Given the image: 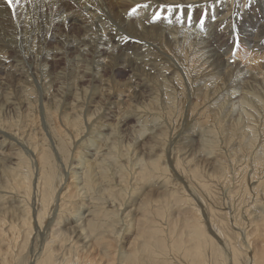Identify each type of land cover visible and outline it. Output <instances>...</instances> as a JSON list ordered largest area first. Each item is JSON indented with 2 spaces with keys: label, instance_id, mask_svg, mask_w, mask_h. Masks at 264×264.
<instances>
[{
  "label": "bare ground",
  "instance_id": "1",
  "mask_svg": "<svg viewBox=\"0 0 264 264\" xmlns=\"http://www.w3.org/2000/svg\"><path fill=\"white\" fill-rule=\"evenodd\" d=\"M78 1V6L85 10V19L88 25L97 27L96 34L93 36V42H97V45L91 46L85 43V39H83L84 43L83 41H64L68 48L82 47L92 51L98 57L99 50L107 52L111 50L113 43L108 44L107 41H118L123 38L130 40L132 42L130 49L118 50L114 45V49H116L114 58L124 63H134L143 68L140 77H131L130 80L137 81L134 85L138 87L151 89L150 104L153 106L163 105L176 109L175 97L173 94L169 95V90L165 89L163 85L168 87L178 80L183 86L176 88V92L184 93V99L179 105L183 107V111L185 110L188 117L193 116L192 119L188 118L191 127L186 129L183 126V129L179 130L180 133H176L177 125L175 124L174 128L170 127L171 115L174 110L165 119L161 118L162 120H160L156 116L154 119L150 118L152 119L151 126H147L149 119H145L144 122L139 120V124L142 126L138 127L140 138L137 145L135 144L136 150L134 147V152H131V155L129 151L128 154L123 155L117 151L119 141L117 126L110 123L115 111H123V106L116 105L113 101L110 104L114 108L100 109V107L97 109L94 107L93 118L86 119L85 117L83 121L79 116L75 117V112L79 107L86 105L84 97L73 93L70 87L66 90L70 102L64 101L65 97L59 101H49L60 110L69 111V113L65 116L61 115L59 120L62 128L55 126L57 137L50 139L52 148L49 147L51 151H54L56 163L51 168L44 170L43 149H40L37 128L42 110L45 111V115L49 116L44 118L50 119V115L46 104L40 105L37 96L39 94L41 102V93L48 94V83L43 82L46 79H41L40 81L36 80L33 86L24 84L21 86L23 90L20 94L17 93V89H13L11 92L5 89V76L7 75L8 78L16 76L17 67L22 66L23 56L26 55L25 52H20L16 38H12V40L0 38V52L5 51L6 53V56H3V53L0 54V114L4 111L9 112L4 109L10 105V109L17 111L15 119L19 118V112H24V115L25 113L31 115V120L35 123L23 134L17 130L13 131V125L6 126L0 123V168H4L6 160H14V156H17L18 153L23 154L26 158L25 161L21 160V157L19 161L16 160L17 163L12 165L13 168L0 170V197L16 185H20L24 189H29L31 186L34 190L33 193L31 192L33 194L32 204L36 206L37 203H40L41 207L34 206L32 215L29 216L33 220L31 222L22 215L18 216L19 214L8 219L6 213L0 210V259L7 254L1 231L4 229L6 234L15 230L20 232L21 229L28 232V230H32L31 223H35L36 236L42 237L45 242L47 239L45 237H50V240L48 244L42 241L38 249L35 248L31 253L33 262L30 260V264H113V260L121 258L122 253L131 251L129 247H122L123 242L119 240L130 233L133 235L130 240L132 248L141 250L153 261L163 264H201V259L206 257L205 254L208 255L209 252L212 257H217L219 264H264V62L254 63L258 59V55L253 52L254 55L250 58L251 52L249 53V51L246 53L249 60L243 67L236 61L234 64H230L226 57L230 44L232 41L234 43L235 37L239 34V27L245 28V24L248 22L247 20L245 22L244 19L254 17L253 9L259 12V17H255L257 18L255 28L252 29L251 26L250 30L246 29L248 39L244 38L248 37L246 35L241 38L249 44L248 47L251 49L264 52V21L262 20L264 0L250 1L240 7H233V3L230 4L228 0H103L104 9L93 6L92 0ZM204 4L207 8L217 4L215 9L207 12L206 20L204 17L205 33L200 30L198 22L192 24L188 31L184 28H171L169 25L168 28H165L148 22L151 12L153 14L157 6H161L162 9L168 7L183 9V7L191 6L192 9L204 6ZM234 4L236 3L234 2ZM140 6H143L141 12L144 13L143 18L146 19L142 17V19L136 18V20L126 18L125 13ZM0 12H2L1 7ZM210 15L211 18H209ZM62 16L64 13H56L57 19L54 17L53 21L60 23ZM218 30L225 34V38L229 39L222 47H218L214 41L215 32L217 33ZM18 31L21 33L19 29H17ZM234 33H237L236 36ZM22 34L24 33L22 32ZM42 58L47 60L49 56L42 55ZM167 61L178 64L180 68L176 74L172 71L174 70L173 66H169ZM179 62L181 63L179 64ZM259 62L262 60L260 59ZM153 78H156L158 85L149 81ZM96 80H100L99 75L94 74L93 81ZM5 81L8 82V79ZM134 85L128 88L129 92L133 93ZM170 89L173 92V89ZM76 90L78 89L76 88ZM33 94L36 95L37 100ZM161 95L166 96V103H164L165 100L162 103L158 98ZM219 95H223L222 97L225 98L218 104L216 96ZM92 100V97L87 98V110L93 108L94 105L90 104L93 103ZM194 101L210 104L211 108L202 107L191 110L189 106L196 104ZM173 102L175 103L173 104ZM19 108H23V111H20ZM179 110L181 111V109ZM140 111L142 110H137L135 107L131 113L138 114ZM142 112L144 113V111ZM130 117L131 115L124 116L123 121H128ZM118 118L119 115L116 116V120ZM13 122H17V120ZM151 127L154 129L150 130ZM80 130L81 135L77 137L76 133ZM105 133H108L106 137H104ZM147 137L155 143L148 149L151 152L154 149L158 151L155 155L156 159L153 161H149L152 157L151 152L138 151L145 147L140 143ZM83 139L86 142H82ZM180 141L179 144L188 146V149L186 146L178 147ZM191 143L196 144L197 148L194 146L192 150ZM8 147H12V150L16 149V153L4 154L3 150ZM180 148H182L180 154L185 153L184 156L194 152L189 161H193L195 165H201L206 171L212 170V173L206 176L208 177L207 185L197 184L195 186L194 181V184L189 182V177L186 175L188 172L185 174L179 168L180 165H177V161L181 163L180 156L179 160L176 159L174 166L172 165L173 172H175L174 177L176 176V179L182 183L181 186L188 190H195L199 187L198 190L203 189L206 197L202 199L191 196L197 204L194 205V210L184 208L178 211L171 204V211L175 218L171 219L172 217H169L171 213H169L168 219L165 218L167 221L165 223L162 221L163 228L159 227L157 223V225L153 223L156 229L162 233L163 238H159L153 236L147 228H137L143 224L142 220L144 219L142 216L143 219L136 220L137 208L126 211L124 209L126 207H122L120 208L122 209L121 214L118 213L119 209L114 205V201L125 196L122 179L119 178L120 180L114 185L117 187V194L110 197L111 189L108 187H111L112 184L111 186L107 185L108 181L105 176L108 174L110 179H117L121 176L118 173L121 174V171L126 170L129 165L133 170L132 178H136L135 181L144 173L147 175L153 174L155 171L162 173L167 171L168 163L173 161L175 149L180 152ZM80 149H83V154H85L82 159L77 157L81 152ZM101 155H108V157L103 158ZM139 155L141 156L139 157ZM162 157H168L163 165L160 161ZM243 159L253 162L248 169L241 167ZM27 161H29V165H27ZM182 161H185V164L188 162L189 166V161H186L185 158ZM231 162L233 167L230 166ZM21 166L26 169L25 177L22 180L19 179L17 171ZM30 166L32 170H30ZM104 171L107 173L105 176ZM187 171L189 170L187 169ZM147 178L150 176H146L143 180L146 179L145 181L148 182ZM18 179L19 183H15ZM131 180L133 181V179ZM135 181L133 183L137 184L138 181ZM167 182L169 183L168 180ZM165 183L160 182V189L167 193L170 186L167 183V187ZM46 186L49 189L47 191H45ZM114 186L111 188L114 189ZM59 189H66V193L61 194L58 192ZM139 189L141 190V188ZM28 199L29 197L24 198V202ZM122 199L125 200V197ZM221 199H223V205ZM17 202L19 203V201ZM96 202H101L99 208L96 207L99 204L96 205ZM102 203H104L103 206L109 208L105 211L107 214L112 215L117 212L120 219L113 221L102 216V210H100ZM140 203L145 202L142 199ZM204 203H208V207L215 205V215L211 211L205 215L202 208ZM64 204H66L65 206L68 204V207H71L76 213L70 215L72 213L61 212ZM201 211L203 212L202 216ZM27 212L29 213V211ZM117 215L113 216L117 219ZM13 220L15 222L19 220L20 223L15 224ZM107 226L112 227L111 230L114 232L109 233L106 240ZM175 230L182 231L187 238L182 239L179 236L172 239L167 233ZM139 239L140 242L137 243ZM211 242L214 243L213 246ZM109 244L112 246L111 251ZM153 249L154 252L151 251ZM73 256H76L74 260H70ZM65 257L68 259L66 260ZM134 259L135 255L132 254L131 260H127L126 264H133ZM7 260L6 257L4 264H7Z\"/></svg>",
  "mask_w": 264,
  "mask_h": 264
},
{
  "label": "rangeland",
  "instance_id": "2",
  "mask_svg": "<svg viewBox=\"0 0 264 264\" xmlns=\"http://www.w3.org/2000/svg\"><path fill=\"white\" fill-rule=\"evenodd\" d=\"M6 1L0 0V7L2 10V12H0V38L5 39V40H7V39L12 40V38H16L18 41V46H19L20 52L21 53L25 52L24 54L26 56H23L22 66L17 67L18 73L16 76H13V77L9 76V78L7 75L5 76L4 88L7 89L9 92L13 91V89H17L18 90L17 93L20 94L23 90V89H21V86L22 85L24 86V84H25V86L26 85L33 86V84L36 80L40 81L41 79H46L43 82L48 83L47 84L48 89H49L48 94L45 95V94H42L41 92H39V93H41V99H42L41 102H40L39 94L37 96V99H39L38 102L40 105L46 104V107H47L49 115H50V119L44 118V117H49V116L45 115V111L42 110L43 114L40 113L41 116L39 115L40 119L38 121L39 123H38V128H37V130H39V138L38 139H40V149H43L42 163L44 165V170L51 168L56 163V157L53 155L54 151H51V149H50V147L52 148L51 143H50V139L57 137L56 131H55V126L62 128L61 127V121L59 119L62 116H65V114L69 113V111L60 110L59 107L52 105L49 101H51V100H56V101L58 100L59 101V99H63L65 97L63 100L64 101L66 100V102H70V99L66 95V90L69 89L70 87H71L70 89L73 93H76L77 95L80 94V97H84V101H85L86 105L79 107L75 112V117L77 115L83 121L85 120V117H86V119L88 117L93 118L94 107H97V109L100 107H101L100 109L107 108V107L114 108V106L112 104H110L113 101L116 103V105L123 106L124 110L121 112L115 111L113 119H110V123L113 124V126L114 125L117 126V130H118L117 135L119 132V135H118L119 141H118V145H117V151L122 153L123 155L128 154V151L131 155L134 152V150H136L137 146H135V144L137 145V142H139L138 139L140 138L138 136L139 135L138 134V130H139L138 127L142 126L139 124L140 121L144 122L145 119L146 120L149 119L147 126H151V124H150L151 120L154 119L155 116L158 117L160 120H162L161 118L165 119V117L168 116L169 113L174 110L170 106H163L162 105L160 107H157V106L151 105L150 104L151 103L150 102V95L152 93L151 89L138 87V86L134 85L137 83V81H131L130 80L131 77H133V78L140 77L142 74L143 68H141L139 65H136L134 63H127V62L124 63V62L118 61V59L114 58V54L116 53V49H114V45L118 50L130 49V48H132V42L130 40L123 38V39H120L118 41H116V40L107 41L108 44L113 43L111 45V50L109 52L102 50V49L99 50L98 57H96V54H94L92 51H90L88 49H84L82 47H79L78 49H69L68 48V46L65 44L64 41L73 40V41H83V43H84L83 39H85L86 40L85 43H87L91 46L97 45V42H95V43L93 42V36L96 34L97 27H90L88 25L87 20L85 19V10H82L78 6V3H79L78 0H19V3H16L15 0H13V4L11 7H9V5ZM228 1L230 4L233 3V5H232L233 7H238V6L240 7L241 5L247 4L250 1L256 2V0H247V1L246 0H231V1L228 0ZM257 1L260 2L261 0H257ZM92 2L94 4L93 6H95L98 9H104V7H105L103 0H92ZM234 2L236 4H234ZM2 7H5V9H2ZM141 7H143V6L136 7L135 12H132V10H130L129 12L125 13L126 18L130 19V20H136V18L142 19L144 17V13L141 12ZM216 7H217V4H215L211 7H208V8L206 7V4H204V6L194 7L192 9H191V6L183 7V9H181L180 7H168L166 9H162L161 6H157V7H155L156 9H155V11H153V14L151 12V16H150L151 19L149 18L148 22L152 25H159V26L165 27V28H168V25L171 28H179V29L184 28V30L187 29V31L190 30L189 27L192 24H195L198 22V24L200 26V30L204 31V33H205L206 25L204 26V17L206 20V17L208 16L207 12H209L212 9H215ZM247 8H248V10H250L249 6H247ZM56 13H59V14L64 13V16H62V18L60 20V23H55L53 21L54 17L57 19ZM252 14L254 15L253 18L244 19L245 22H246V20L248 21L245 24V28L239 27V30H238L239 34L234 33L235 36L237 34L238 37L237 36L235 37L236 39H235L234 43L232 41L233 44L232 43L230 44L229 50L226 53V57H227V59H229L228 61H230V64H232V63L234 64L236 61V63H239L241 65V67H243V66H245V64H247L246 62H247V60H249V57L250 56L253 57L254 53L256 55H258V59H256L254 61V63H263L264 62V52L263 51L262 52L257 51L256 49H251L250 47H248L249 44H247V42H244L243 38H241L244 35L248 36L247 30H250L251 26H252V29L255 28V20L257 19L255 17H259L258 16L259 12L255 9H253ZM209 18H211V15ZM143 19H146V18H143ZM262 20L264 21L263 15H262ZM17 29H19L21 33H19V31L17 32ZM22 32L24 34H22ZM23 37H25V38H23ZM244 38L248 39L249 36L244 37ZM28 39H30V40L26 41ZM228 40L229 39L225 38L224 33H220V30H218L217 33L215 32L214 41L218 47H222L223 45H225L228 42ZM248 51H249V53L251 52L249 57L246 55V53H248ZM89 52H91V53H89ZM0 54H2L3 56H6L5 51L0 52ZM42 55H48L49 59H47V60L43 59ZM107 58H108V60H107ZM102 59H104V60H102ZM260 59L262 60V62H259ZM180 63L181 62H179V64ZM168 64H169V66H173L172 67L174 69V70H172L173 73L176 74V72L179 71L178 68H180V67L178 66L177 63L169 61ZM118 67H121V68H118ZM94 74H97V76L99 75V79H100L99 81L98 80H96L97 82L93 81V75ZM170 76H172V75H170ZM5 79L6 80L8 79V82H6ZM149 81L151 83L157 84L156 78H153L152 80H149ZM5 83H7V84H5ZM71 84H73V85H71ZM132 85H134V87H135L133 89V93L128 91V88H130ZM74 86H75V88H74ZM163 86L165 89L169 90L168 94L169 95L173 94V96L176 99V103L173 102V104L174 103L176 104L175 105L176 109L172 112V115H171V122L172 123L170 124L171 125L170 127L174 128L175 124H176L177 125L176 133H180V131L183 129V126H185L186 129H187V127L189 128L190 125H189L188 118H190V117H191V119L193 118V116L188 117V115H186L185 110L183 111V107H181L179 105L182 102V100L184 99L183 98L184 93L181 92L180 94H178L176 92V88L178 89V88L182 87L183 85L177 80V81H174L168 87H166L165 85H163ZM76 88L78 90H76ZM170 88L173 89V92H171ZM35 96L36 95L33 94L34 98H35ZM222 96L223 95L216 96V102L217 103L218 102L220 103L223 101V99L225 97H222ZM259 96H260V93H259ZM89 97H92L93 103H90V104L91 105L93 104L94 106H93V108L87 110V102L86 101H87V98H89ZM158 98L161 99L162 103L164 102V100H165L164 103H166V96L161 95ZM37 99L35 98V100H37ZM61 102H63V101H61ZM194 103H196V104H194L193 106H189V108L191 110L199 109L202 107L211 108L210 104L208 105L207 103H201L200 101H194ZM260 106H261V104L259 105V107ZM135 107H137V110L139 109V110L144 111V113L142 111H140L141 113L139 112L138 114L137 113L136 114L131 113L133 110H135ZM213 108H216V107H213ZM19 109H20V111H23V108H19ZM179 109H181V111ZM4 110H9V112L4 111L0 114V123L5 124L6 126L13 125V127H12L13 131L17 130V131H19V133L23 134L29 130V127H31L32 124H35L31 120L32 119L31 115H27L26 113L24 115V112H19V115L21 117L19 116V118L15 119L14 116H15V113L17 111L10 109V105L6 106ZM146 112L149 114H147ZM118 115H119V118H118V120H116V116H118ZM126 115H131V117L129 118L128 121L124 122L123 117ZM150 118H152V119H150ZM11 120H13V121L17 120V122H13ZM44 124H48V125L45 126ZM153 129H154V127L150 128V130H153ZM123 131H124V133H123ZM122 133H123V135H122ZM76 135H77V137L80 136L81 130L78 133H76ZM107 135H108V133H105L104 137H106ZM122 137H123V140L125 139L124 141L122 140ZM136 139H137V141L135 142ZM82 142H86V141H84V139H83ZM179 143H181V141L178 142V144ZM69 144H70V141L68 142V145ZM140 144L145 145V147L140 148L138 151L144 150V151H148V152H151L150 149H148V148H151L153 145H155V143L148 137L142 139ZM191 144H192V150H193L194 146H195L194 148H197L196 144L195 145H194V143H191ZM179 146L183 147L184 144H179L178 147ZM176 147H177V144H176ZM133 148H134V150H133ZM186 148L188 149V146H186ZM120 149L123 150V152H121ZM124 149H125V151H124ZM11 150H12V147H8V148L4 149L3 152L6 155H10L11 153H13V152L16 153V151H17L16 149H13L11 152ZM80 151L81 152H80V154L77 155V157L82 159V158H84L85 154H83V152H84L83 149H80ZM181 151H182V148H180V152H178V150L175 149V151H174L175 154H174V157L172 158L173 161L170 162L171 164L168 163L169 165L166 168L167 171L165 170L166 172L163 171L162 173H160V172L155 171L153 174H150V175H147L146 173H144L143 175L137 177V179H138L137 181L139 183L137 181H135L136 178L135 179L132 178L133 177L132 176L133 170H132L130 165L127 167L126 170H122L121 174L118 173V175H121L120 177H118L117 179L113 178V180L110 179L108 174L104 171V176H105V174H107V176H105V178L107 177V181H108L107 185L108 186H111V184H112L111 187H113L120 179H122V183H123L124 188H125V196H122V197H120L114 201V205H116L117 209H119L118 213L121 214L122 209H120V208H122V207L123 208L126 207V208H124L126 211H129L130 209H136L137 208L136 211H138V212H136V216H135L136 220L144 218L142 220L143 224L139 225L137 228H140V227L147 228L148 230H150V232L152 233L153 236H156L159 238H163L162 233H160L156 229V227L153 225V223H155V224L157 223L159 225V227L163 228L162 224H164L167 221V220H165V218L168 219L169 213H171V216H169L170 218L172 217L171 219L175 218V215H173L172 211H171V206H172L171 204H173L174 206H172V207L174 209L177 208L176 210H178V211H180L181 209H184V208H190V209L194 210V207H195L194 205H197V204H196V201H193L194 199L191 196H194L197 198L200 197L202 199H203V197H206V195L203 193L204 192L203 189L198 190V188H199L198 187L195 190H188L184 186H181L182 183L179 182L178 179H176V176L174 177L175 172H173L174 171L173 170V166H174L173 164H175L176 159L177 160L181 159L180 160L181 163L178 161L176 162L177 165L181 166V167L179 166V168L184 173L185 172L189 173V174L188 173L187 174L185 173V174L188 175L187 177H189L188 178L189 182H191L192 184L195 183L194 184L195 186H197V184L202 185V186L207 185V182H208L207 178L208 177H206V176L210 175L209 173H212V170L206 171L202 168L201 165H198V164L195 165L193 161H189L192 158V155L194 152L192 154L189 153L188 155L186 154L184 156L185 153L180 154ZM151 153H152V157L149 161H153L156 159L155 155L158 153V151L156 149H154V151ZM82 154H83V156L81 157ZM101 156L103 158L108 157V155H101ZM140 156L141 155H139V157ZM20 157H21V160H23V161L26 160V158L24 157L23 154L18 153L17 156L16 155L14 156L15 161L14 160H6L5 161L6 165L4 166V168L5 169L6 168H13L12 165L17 163L16 160L19 161ZM178 157H179V159H178ZM166 158H168V157H166ZM166 158H163V157L160 158L162 165H163V162H166ZM184 158L186 161H189V166H188V162H187V164H185L186 162L182 161V159H184ZM143 159H145V158L143 157ZM242 163L245 165H243ZM242 163H241V167L248 169L250 164L252 165L253 162L251 163V161H246V159H243ZM231 164L232 165H230V166L233 167L232 162H231ZM27 165H29V161H27ZM182 165L186 166V167H183ZM4 168H0V170H3ZM129 168H131V169H129ZM184 168H185V170H184ZM186 168L189 171H187ZM30 170H32L31 166H30ZM128 170H129V172H128ZM171 170H172L173 174H172ZM190 170H192V172H190ZM17 171L19 172V173L17 172L19 175V179L20 180L24 179L26 169H24L21 166L20 169H17ZM23 173H24V175H23ZM15 175H17V174H15ZM204 175H205V177H203ZM146 176H148V177L150 176V178H147V180H149L148 182L145 181L146 179L143 180ZM135 177H136V175H135ZM108 178H109V180H108ZM19 179L15 183H19ZM131 179H133V181ZM155 180H158L159 182H157ZM167 180L169 181V183L167 182ZM134 181L137 182V184L133 183ZM170 181H171V183H170ZM177 181L179 182V184H177L178 183ZM193 181H194V183H193ZM160 182L163 184L166 182L165 185L167 187H168V185L170 186V187H168L170 189V190L168 189L169 192L167 191L168 194L166 193V191H162L160 189V186H161ZM167 183H168V185H167ZM138 186H140V187H138ZM111 187H108V188L111 189L110 197L111 196L113 197L114 195L117 194V190H116L117 187L114 186V189ZM139 188H141L142 191ZM47 190H49L48 186L45 187V191H47ZM65 191H66V189H59L58 190V192H60L61 194L64 193ZM31 192L32 193L34 192L33 188H31V186L29 187V189H24L23 187H20V185H16L14 188L8 189L6 191V193L1 195V197H0V210L3 213H6V218L9 219V218H11L13 216H17L19 214L18 216L21 217V215H22L29 222L33 221L29 217L32 215V210L35 206L34 204H32L33 194ZM170 192H171V194H169ZM112 193H114V194H112ZM27 197H29V199H28V201H25L27 203L26 204L24 202V198H27ZM123 197H125V200L122 199ZM126 198H127V200H126ZM142 199L144 200L145 203H140L142 201ZM173 200L174 201L176 200L175 201L176 203ZM17 201H19V203ZM120 201H121V203H120ZM221 201H222L221 204L223 205L224 204L223 199H221ZM128 202L131 204H129ZM98 203L99 202H96L95 204L97 205ZM39 204L40 203H37L38 207H40ZM50 204H51V199H50ZM99 204H98V206H96V205L95 206L99 208L101 206V202ZM103 204L104 203H102V209H100V210H102V216H105L106 218L108 217L107 219H111L113 221L120 219V218H118L119 214L118 215L116 214L117 212L115 214H112V215L107 214V212H105V211L109 210V208L107 206H103ZM141 204H143V205H141ZM190 204H191V206H190ZM21 205L23 208L21 207ZM37 205L35 207H37ZM65 205L66 204H64V207H62L61 212H63V213L65 212V214L72 213L70 215H74L76 213L71 207L70 208L68 207L69 206L68 204H67V206H65ZM120 205H121V207H120ZM178 206L180 207V209ZM202 206H203L202 208L205 212V215L207 213H210V211L213 215H215L214 214V212H216L215 205L208 207V203H204V205L202 204ZM26 209H28V210H26ZM49 209H45V210H49ZM72 210L74 213L72 212ZM140 210H141V212H139ZM27 211H29V213ZM18 212H21L22 214H20ZM113 215H117V219ZM166 215H167V217H166ZM202 215H203V212L201 211V216ZM138 216H139V218H137ZM142 216H143V218H141ZM112 217H114V218H112ZM33 218H34V216H33ZM102 218H104V217H102ZM13 222H15V221L13 220ZM17 223H20V221L16 220L15 224H17ZM35 226H36L35 223H33V224L31 223V229L32 230H28V232L21 229L20 232L15 230L14 232H11L10 234H8V233L6 234L4 229L1 231V234L3 233L2 234L3 238H4L3 244H4V247L6 248L7 254L5 256L1 257L0 264H4L6 257L8 258V260L6 261L7 264H10V263L11 264L12 263L13 264H24V263L30 264V262H33L31 253H33L35 248L38 249V247L42 244V241H44L43 243L48 244V242L50 240L49 239L50 237H45V238H47L46 242H45V240L42 239V237H40V236L37 237ZM106 229H107V231L105 234L106 235L105 239L107 240L109 233H112L114 231L111 230L112 227L110 228L107 226ZM19 233H20V235H19ZM167 234L172 239L178 238L179 236H181L182 239L187 238L186 234H184L180 230L171 231L170 233H167ZM132 236L133 235H131V233H130L129 235H126V236L119 239L120 241L123 242L122 247H125V248L129 247L131 251L122 253L120 255L121 258H117L116 260H113V262H114L113 264H126L127 260H131L132 254L135 255V259L133 261V264H163L160 262L153 261L151 258L148 257V255L146 253L142 252L141 250L132 248L130 246V240H131ZM165 238H166V236H165ZM139 242H140V239L137 243H139ZM213 244L214 243L211 242L212 246H213ZM111 248H112V246H111V244H109V250L110 251H111ZM151 251L154 252V249ZM205 256L206 257L201 259L202 260L201 264H208V263L209 264H216L218 262L217 257H214V256L212 257L210 255V252L208 253V255L206 253ZM75 257L76 256H73L72 258H70V260H74ZM65 259L67 260L68 258L65 257ZM208 259H209V261H208ZM211 259H212V261H211ZM70 260H68V261H70ZM191 260L196 261L194 259H191ZM118 261L120 263H117ZM217 264H219V263H217Z\"/></svg>",
  "mask_w": 264,
  "mask_h": 264
},
{
  "label": "snow or ice",
  "instance_id": "3",
  "mask_svg": "<svg viewBox=\"0 0 264 264\" xmlns=\"http://www.w3.org/2000/svg\"><path fill=\"white\" fill-rule=\"evenodd\" d=\"M15 2L16 3H19V0H15ZM7 3H8V5H9V7H11L12 6V4H13V0H7ZM136 11V9L134 8V9H132V12H135Z\"/></svg>",
  "mask_w": 264,
  "mask_h": 264
}]
</instances>
